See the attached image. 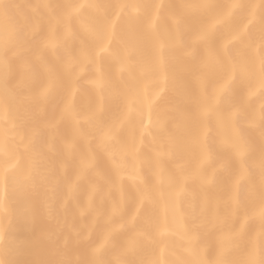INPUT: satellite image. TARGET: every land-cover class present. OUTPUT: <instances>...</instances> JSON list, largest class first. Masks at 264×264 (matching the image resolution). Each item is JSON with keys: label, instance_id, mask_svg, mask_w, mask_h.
<instances>
[{"label": "bare ground", "instance_id": "obj_1", "mask_svg": "<svg viewBox=\"0 0 264 264\" xmlns=\"http://www.w3.org/2000/svg\"><path fill=\"white\" fill-rule=\"evenodd\" d=\"M0 264H264V0H0Z\"/></svg>", "mask_w": 264, "mask_h": 264}]
</instances>
